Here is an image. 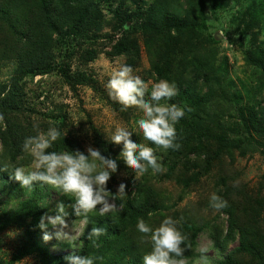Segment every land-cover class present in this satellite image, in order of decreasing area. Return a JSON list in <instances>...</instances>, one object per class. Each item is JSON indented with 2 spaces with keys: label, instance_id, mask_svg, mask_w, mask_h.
<instances>
[{
  "label": "trees",
  "instance_id": "obj_1",
  "mask_svg": "<svg viewBox=\"0 0 264 264\" xmlns=\"http://www.w3.org/2000/svg\"><path fill=\"white\" fill-rule=\"evenodd\" d=\"M226 1L216 4L225 8L230 0ZM234 1L237 10L232 21L237 23L236 33L244 58L258 70L259 86L264 90V0ZM104 5L112 13L111 19L106 18ZM207 5L208 0H0V61H8L14 68L8 80L0 81V206L3 207L0 231L16 226L23 228L26 236L10 257L0 259V264H15L33 254L42 257L41 264H67L65 257L73 252L97 257L96 264H142V255L150 251L151 244L137 230L138 219L142 217L155 227L164 216H173L165 213L168 205L154 183L163 171L152 174L149 169L139 180L132 176L127 179V193L117 200L118 204L123 201V208L114 216L90 213L88 219L76 217L71 208L72 198L56 189L61 193L58 202H63L70 213L68 218L86 222L81 244L69 252L53 253L39 239L42 229L38 224L42 215L51 213L48 198L55 188L36 182L33 189H23L3 166L30 163L22 151L24 138L35 134L34 122L27 113L31 115L34 108L27 103L26 86L38 75L59 73L74 90L91 83L96 89V79L91 73L82 67L73 68L75 59L88 64L105 52L113 58L124 56L125 64L135 68L142 59V44L137 35L142 34L151 76L156 80L167 79L176 86V95L168 103L191 109L176 124L178 149L165 151L143 141L154 148L157 156L161 155L159 162L167 169L163 177L177 178L187 192L215 165L222 166L224 156L229 155L234 161L236 151L245 156L263 149L264 95L245 100L237 82L226 76L227 56L218 65L217 44L221 40L210 31ZM127 21H131L130 27ZM105 25L122 33L116 38L110 32L100 47L99 32ZM215 102L231 104L213 109ZM109 103L115 109L121 107L111 98ZM235 110L237 116L233 114ZM50 116L62 137L49 151L87 153L81 140L67 130L66 115L57 112ZM91 127L94 147L106 156L118 157L122 145L105 138L96 126ZM133 138L141 141L136 134ZM117 162L118 170L108 181L112 192L116 188L111 180L116 179L119 170L129 169L122 159ZM218 192L228 201V206L220 210L227 216L226 228L213 222L211 225L184 220L178 223L187 236L185 243L191 245L184 253L186 264L196 260L199 255L193 251L196 238L209 226L214 247L222 255L210 264H264V217L259 210L252 212L250 207L252 202L261 204L264 210V196L253 200L237 190L234 195V188L227 181ZM9 204L12 206L8 207ZM92 223L106 227L107 233L89 240ZM235 239L239 245L227 251L228 244Z\"/></svg>",
  "mask_w": 264,
  "mask_h": 264
},
{
  "label": "rangeland",
  "instance_id": "obj_2",
  "mask_svg": "<svg viewBox=\"0 0 264 264\" xmlns=\"http://www.w3.org/2000/svg\"><path fill=\"white\" fill-rule=\"evenodd\" d=\"M150 1V0H147ZM226 0H208L207 14L208 21L211 23L210 31L216 34L218 40H221L217 47L219 55L217 58L218 65L222 64L223 57L227 56V73L228 78L234 79L237 82V88L242 93L245 100L260 99L264 95V90L260 88V74L257 69L249 65L243 55L239 35L236 33V22L232 21L233 14L236 13L237 6L234 0H230L225 8L219 7L216 3H226ZM129 4L133 6L132 2ZM116 4H114L115 7ZM103 10L107 19L112 18V13L109 12L107 5L103 6ZM127 27H130L131 21H127ZM121 30V29H120ZM115 33L116 38L119 37L122 31H115L112 26L105 25L103 30L99 32L100 47L104 44V39L110 34ZM140 37L142 44V59L140 64L133 68V74L140 75L142 79L149 84V91L151 84L156 81L150 74L151 63L146 48L143 45L142 34H137ZM106 49H108L106 47ZM105 51V50H104ZM126 58L124 56L111 57L105 52H102L98 57L88 64H81L79 60L75 59L73 68H85L96 79V89L91 84L80 85L76 90L69 87L58 73L47 75H38L33 80L27 83L26 90L28 92L27 103L30 104L34 111H28V116L34 123H39L41 129L46 130L52 123L51 113H59L66 115V128L71 134L79 138L87 151L89 145L94 147L92 125L96 126L104 133L105 138L110 139L111 133L116 126H125L130 130L135 125V121L143 115L142 109L137 107H129L126 111L115 109L110 103V96L106 87L107 81L110 77V72L114 68H118L121 64H125ZM13 66L8 61H0V81L8 80L13 74ZM148 98V92L145 93ZM112 99V98H111ZM163 102V101H162ZM231 103L215 102L213 109L220 107H229ZM234 112V111H233ZM230 113V109L227 111ZM237 116V112L233 113ZM232 120V119H230ZM1 123V119H0ZM136 134V133H133ZM142 140V134L138 135ZM122 145V144H120ZM236 159L231 160L229 155L224 156L222 166H214L208 173L203 175L200 180L193 184L187 192L184 191L181 183L177 178L163 177L164 169L158 179L154 181L155 186L168 205L165 211L167 215L173 213V218L179 224L184 221H192L196 224L211 225L218 224L222 228L227 227V216L220 211L214 210L209 206L210 194L218 191L224 186V181H227L234 188V195L236 193L242 194L244 197H250L253 200H258L264 196V147L263 149L249 152L242 156L235 152ZM161 160V155L157 156ZM129 169H121L118 171L116 179L111 180L116 191L119 183L127 181L131 176L135 180L136 174L131 165ZM61 193L56 189H51L48 200L51 203V213L55 215L57 206L60 202L58 199ZM12 206L9 204L8 207ZM251 211L259 210L264 217V210L261 204L251 202ZM3 207L0 206V216L2 215ZM162 219V218H161ZM68 227L64 231L71 235H76L77 247L81 244V236L84 232L86 222L83 219H74L66 217ZM182 220V221H181ZM264 225V224H262ZM60 230V226L53 227L51 225L46 229H42L39 234V239L47 243L53 253L58 251H72L77 247L66 238H57L56 232ZM211 227H206L200 231L196 238V246L193 251L199 254L193 264H210L217 261L222 255L219 250L215 249L213 239L211 236ZM47 232L51 235V239L44 240V234ZM26 239L25 231L20 227H11L0 231V259L11 256L17 247ZM69 244L63 247L62 244ZM239 245L238 239L230 241L227 251ZM198 247H205L207 252L203 255L197 250ZM41 256L37 254L24 257L21 261L15 264H41ZM185 259V258H184ZM187 262V260L185 259Z\"/></svg>",
  "mask_w": 264,
  "mask_h": 264
},
{
  "label": "clouds",
  "instance_id": "obj_3",
  "mask_svg": "<svg viewBox=\"0 0 264 264\" xmlns=\"http://www.w3.org/2000/svg\"><path fill=\"white\" fill-rule=\"evenodd\" d=\"M106 87L109 96L122 106L121 111L133 106L143 111L131 130L125 126H116L111 133L110 140L118 145L122 144L118 157L106 156L99 148L91 145L88 146L87 153L81 150L49 151L61 139V130L51 124L44 130L39 123H33L35 134L26 136L22 144V151L30 158V163L3 164L4 170L23 189L31 190L36 182H42L71 197L74 215L84 219H88L90 213H98L100 217L114 216L123 208V201L118 204L117 200L118 196L127 193L126 181L119 183L116 192L108 188V181L118 170L119 159L132 166L137 179L149 169L152 174L164 171L154 148L134 139L133 133L142 134L143 141H150L165 151L170 148L178 149L180 144L177 143L176 124L185 116L186 111L191 110L177 103H168L176 95L174 83L160 78L151 84L149 91V84L140 75L133 74V68L128 64H121L110 72ZM146 92L148 98L145 96ZM97 205L100 207L97 208ZM209 206L220 211L228 206V201L218 191H214L210 194ZM69 215L66 205L61 202L55 215L46 213L41 216L38 227L46 229L49 225L60 226V230L56 232L57 238L68 239L75 248L76 235L64 231L68 227L66 217ZM92 224L93 227L88 232L89 240L98 239L107 233L106 227ZM136 228L145 234L151 244L150 251L142 255V264H186L184 253L191 245L185 243L187 236L172 216H164L155 227L141 217ZM51 238L45 232L44 240ZM197 250L202 257L207 252L205 247H198ZM65 259L67 264H96L97 257L73 252Z\"/></svg>",
  "mask_w": 264,
  "mask_h": 264
}]
</instances>
